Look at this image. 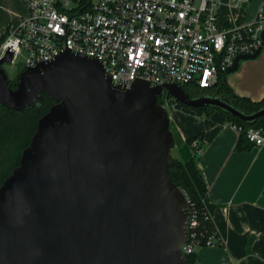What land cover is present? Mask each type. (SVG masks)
Wrapping results in <instances>:
<instances>
[{
    "label": "water",
    "instance_id": "95a60500",
    "mask_svg": "<svg viewBox=\"0 0 264 264\" xmlns=\"http://www.w3.org/2000/svg\"><path fill=\"white\" fill-rule=\"evenodd\" d=\"M261 52L238 56L226 74ZM12 60L0 59V106L40 109L45 93L55 103L0 187V264H189L190 209L169 175L176 141L159 98L249 124L264 108L246 114L174 83L116 86L99 61L71 51L22 70L13 89L3 69Z\"/></svg>",
    "mask_w": 264,
    "mask_h": 264
},
{
    "label": "built area",
    "instance_id": "2783aa9c",
    "mask_svg": "<svg viewBox=\"0 0 264 264\" xmlns=\"http://www.w3.org/2000/svg\"><path fill=\"white\" fill-rule=\"evenodd\" d=\"M27 16L0 46V59L13 53L21 69L72 53L99 61L116 86L137 80L151 86L196 83L212 87L241 55L263 49L264 0L249 14L252 0H22ZM247 4V6H245ZM164 95V94H163ZM163 106L173 104L164 97ZM238 133L242 127L231 125ZM255 146L264 130L249 128ZM188 200L190 222L184 254L220 243L201 244L199 212Z\"/></svg>",
    "mask_w": 264,
    "mask_h": 264
},
{
    "label": "crops",
    "instance_id": "0c3cea01",
    "mask_svg": "<svg viewBox=\"0 0 264 264\" xmlns=\"http://www.w3.org/2000/svg\"><path fill=\"white\" fill-rule=\"evenodd\" d=\"M10 8H0V36L8 35L27 16L22 0H7ZM4 8V7H3ZM235 94L254 102L264 98V47L256 59L243 60L239 68L227 74ZM175 125L182 143L175 144L173 155L188 162L194 152L186 142L205 131L198 167L209 189L210 203L216 206L213 222L223 246L203 247L195 264H251V252L264 260V143L248 151H236L238 131L225 116L215 112L206 129L205 120L187 107H180ZM195 116L194 124L186 117Z\"/></svg>",
    "mask_w": 264,
    "mask_h": 264
},
{
    "label": "trees",
    "instance_id": "16d2710c",
    "mask_svg": "<svg viewBox=\"0 0 264 264\" xmlns=\"http://www.w3.org/2000/svg\"><path fill=\"white\" fill-rule=\"evenodd\" d=\"M6 36L7 35L0 36V46L6 39ZM19 74L20 72H18L15 79L10 80V87L13 89L17 87ZM183 87L190 97L203 95L222 96L226 98L232 106L246 114H252L264 108V98L259 102H254L246 97L235 94L228 85L226 72L219 73L217 83L212 87H203L196 83L185 84ZM164 97H167L172 104L179 103L173 99L172 96L165 93L159 98L160 104H164ZM54 103L53 99L45 93L40 109L33 107L28 110L15 111L0 106V187L12 174L14 169L20 165L22 153L30 145L32 137L37 130L39 119L48 112ZM187 108L194 110L199 117H205L206 129L214 125L210 118L215 112H219L220 115L225 116L229 124L242 127L235 146L236 151H248L255 146L247 138V130L249 128L264 130V117L254 124H249L240 120L238 117L226 114L220 109L211 107L199 109ZM170 127L172 129V123ZM172 131L174 133L176 145L181 144L182 138L179 133L174 129H172ZM204 136L205 131H202L194 137H187L185 139V142L191 146L194 156L188 162H183L174 157L169 168V175L173 182L184 191L186 197L199 212L200 225L198 227V232L199 238L202 240L201 244L205 246L207 238L214 234L217 239H220V243L218 244V247H220L223 246V242L213 222L216 206L209 201V189L198 167L199 154L203 148ZM186 257L189 264H195L197 253L187 255ZM248 258L251 264H264V260L256 257L251 252Z\"/></svg>",
    "mask_w": 264,
    "mask_h": 264
},
{
    "label": "rangeland",
    "instance_id": "374dc122",
    "mask_svg": "<svg viewBox=\"0 0 264 264\" xmlns=\"http://www.w3.org/2000/svg\"><path fill=\"white\" fill-rule=\"evenodd\" d=\"M260 1L261 0H252V2L250 4V7H249V14H252L257 9V6H258V4H259ZM0 8H2V9H5V8L8 9V8H10L9 1H7V0H0ZM21 68H22V63L21 62H18L16 64H8V63H5L3 65V69L7 73V75H8V77H9L10 80H13V79L16 78V76L18 75V72H19V70ZM180 107H185V106L182 105V104H180V103H173V105L171 107H168L167 108V111L169 113L170 120H171V123H172V129H174L178 133H179V131H178L176 125H175V121H176V115L181 116L180 111H179L180 110ZM190 110L195 113L194 110H192V109H190ZM186 117L189 119V122L192 123V124H194L195 122H197L195 120V118H194L195 116H193L191 114H188ZM202 120H205V117H202V119H199L198 122H200Z\"/></svg>",
    "mask_w": 264,
    "mask_h": 264
},
{
    "label": "flooded vegetation",
    "instance_id": "af4514ba",
    "mask_svg": "<svg viewBox=\"0 0 264 264\" xmlns=\"http://www.w3.org/2000/svg\"><path fill=\"white\" fill-rule=\"evenodd\" d=\"M23 69H20L19 72H21Z\"/></svg>",
    "mask_w": 264,
    "mask_h": 264
}]
</instances>
